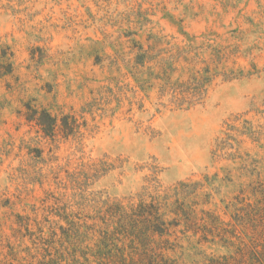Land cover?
I'll use <instances>...</instances> for the list:
<instances>
[{"label": "rangeland", "instance_id": "1", "mask_svg": "<svg viewBox=\"0 0 264 264\" xmlns=\"http://www.w3.org/2000/svg\"><path fill=\"white\" fill-rule=\"evenodd\" d=\"M0 264H264V0H0Z\"/></svg>", "mask_w": 264, "mask_h": 264}, {"label": "trees", "instance_id": "2", "mask_svg": "<svg viewBox=\"0 0 264 264\" xmlns=\"http://www.w3.org/2000/svg\"><path fill=\"white\" fill-rule=\"evenodd\" d=\"M210 82L211 78L208 76L206 78L194 77L191 81L182 83L181 85L171 83L168 85L172 86V96L177 100V102H179V107H183L186 103L190 107L194 103L203 100L207 92V86H209ZM56 123L57 121L53 119L51 115L44 113V117L40 120L39 125L45 133L50 134L54 131Z\"/></svg>", "mask_w": 264, "mask_h": 264}]
</instances>
